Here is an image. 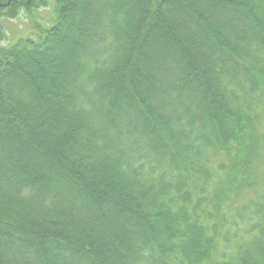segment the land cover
<instances>
[{
	"label": "trees",
	"instance_id": "obj_1",
	"mask_svg": "<svg viewBox=\"0 0 264 264\" xmlns=\"http://www.w3.org/2000/svg\"><path fill=\"white\" fill-rule=\"evenodd\" d=\"M54 2L0 44V264H210L227 228L264 264V0Z\"/></svg>",
	"mask_w": 264,
	"mask_h": 264
},
{
	"label": "rangeland",
	"instance_id": "obj_2",
	"mask_svg": "<svg viewBox=\"0 0 264 264\" xmlns=\"http://www.w3.org/2000/svg\"><path fill=\"white\" fill-rule=\"evenodd\" d=\"M55 19V2L54 0H45V3H40L36 6H33L30 11L21 10L20 13L14 17H2L1 23L4 26L6 36L4 40L0 42L1 45L10 46L17 42L20 38L26 37H37L36 34L39 32L37 24L42 27H48L54 23ZM260 92L256 93L259 95ZM252 101V99H251ZM261 111V109H259ZM261 115L258 118V131H264V110L261 111ZM234 156L219 155L213 154L210 159L212 160L211 164V173L216 178L215 181L211 183L207 190V197L213 198V192L217 186L221 184L220 178L226 176V169L230 167V163ZM251 166L248 167L247 172H245V177L249 178V181L255 183L257 190L262 192L264 189V148H261L259 154L257 155L254 162L250 163ZM253 189L242 188L240 193L237 195L235 191L232 196L237 197V201L252 197ZM225 234H228V237L231 240H227L226 244L221 241L219 242L210 264H229L235 254H237V247L240 242V239H234V229L227 228ZM222 234V235H225Z\"/></svg>",
	"mask_w": 264,
	"mask_h": 264
},
{
	"label": "flooded vegetation",
	"instance_id": "obj_3",
	"mask_svg": "<svg viewBox=\"0 0 264 264\" xmlns=\"http://www.w3.org/2000/svg\"><path fill=\"white\" fill-rule=\"evenodd\" d=\"M9 3V2H8ZM8 3H6V4H8Z\"/></svg>",
	"mask_w": 264,
	"mask_h": 264
}]
</instances>
